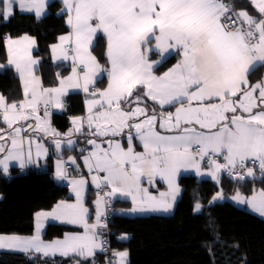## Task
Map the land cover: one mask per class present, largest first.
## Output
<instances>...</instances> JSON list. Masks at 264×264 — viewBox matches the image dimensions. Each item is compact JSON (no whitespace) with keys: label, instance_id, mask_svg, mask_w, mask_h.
Returning <instances> with one entry per match:
<instances>
[{"label":"snow or ice","instance_id":"1","mask_svg":"<svg viewBox=\"0 0 264 264\" xmlns=\"http://www.w3.org/2000/svg\"><path fill=\"white\" fill-rule=\"evenodd\" d=\"M21 10L35 11L39 17L44 11V0H18ZM67 12L66 23L71 31L59 37L60 44L53 45L55 60L72 61L71 75L60 80L57 88H43L33 74L31 48L34 39L28 36L6 40L9 61L19 74L24 99L7 103L0 95V118L7 130L0 129V159L5 173L8 162L17 160L25 164L32 159L33 146L37 157L46 155L48 149L38 140L22 135L25 131H43L51 136L60 133L38 115L41 103L44 116H49V106L64 107L62 96L70 88L89 86L97 78L107 75V86L91 92L93 99L86 100L87 116L73 117L75 132L83 130L85 122L92 136H119L125 128H134L136 136H128V145L108 140L102 148L95 139L88 143L94 151L85 157L86 166L95 175L93 183L111 187L112 196L119 193L131 197L130 211H168L180 191L175 183L181 169L193 168L196 174L210 175L219 181V174L227 171L235 179L254 176L258 165L264 173V79L251 84L249 76L264 67V0H250L258 15L249 14L225 3V0H62ZM12 0H0V15L7 19L12 13ZM106 38L108 65L102 66L91 48L98 34ZM153 39L155 44H152ZM156 51L161 58L170 53L179 59L167 71L155 74L159 61L151 60ZM58 53V54H57ZM69 53H72L70 56ZM143 89L141 95H136ZM258 92V95L256 94ZM135 96V100L132 97ZM99 97V99H96ZM147 97L158 104L174 107V112L151 113L140 107ZM135 103L137 107L131 108ZM35 118V126L27 129L20 121ZM139 120L138 123H130ZM160 130H157V129ZM94 129V131H93ZM72 129L65 135L71 136ZM10 141V143L6 142ZM134 140L143 151H137ZM57 150L62 141L54 140ZM72 145V139L67 140ZM223 157L224 163L218 162ZM207 159L209 171L202 173L201 162ZM75 164V159L69 157ZM248 161L253 167H246ZM64 161H57L56 177L67 179ZM147 176L152 184L156 177L167 184L166 191L153 195L141 186ZM84 179H71L69 185L75 193V202L60 201L50 212L36 214V235L32 237L0 235V249L25 253L34 251L45 256H93L102 248L98 231L105 228L103 198L96 203L95 222L89 223L90 212L84 205ZM217 193L213 199L220 198ZM233 199L247 203L264 216V191L252 197H242L239 192ZM199 202L194 210H199ZM55 219L79 225L82 232L65 233L62 239L45 243L40 237L42 219ZM126 251H114L116 258L110 264H127Z\"/></svg>","mask_w":264,"mask_h":264},{"label":"trees","instance_id":"2","mask_svg":"<svg viewBox=\"0 0 264 264\" xmlns=\"http://www.w3.org/2000/svg\"><path fill=\"white\" fill-rule=\"evenodd\" d=\"M232 2L255 13L247 0ZM61 7L60 1L52 0L48 4V13L40 18L17 10L7 20L0 17V63L6 64L4 38L7 35H32L37 43L34 53L41 59L37 68L41 81L44 86H56L68 71L67 66L54 64L50 58V45L59 34L67 31ZM92 52L107 66L106 38L102 34L96 37ZM174 58L167 59L162 67L168 66ZM263 74L264 67L258 68L249 76L250 82L260 79ZM104 81L105 78L99 83L103 85ZM0 92L7 103L18 102L24 97L19 78L8 66L0 70ZM68 101L78 102L79 106L82 103L79 94L69 95ZM52 121L60 129L69 125L63 114L53 115ZM12 171L10 178L0 177V233L27 235L32 232L35 213L52 208L67 199L69 193L66 186L54 180L50 164L46 171L33 168L24 171L13 168ZM178 185L180 194L168 215L131 217L117 213L112 217L110 243L115 249L128 250L127 264H264V219L228 200L209 203L219 189L226 196L264 191V174L242 180L223 176L218 184L194 175H181ZM92 196L93 193H88V203ZM197 202L203 205L200 212L194 211ZM112 206L118 210L128 209L131 203L115 200ZM64 230V226L49 224L43 237L50 239ZM100 257L103 264L105 257L102 253ZM32 262L23 253L0 251V264Z\"/></svg>","mask_w":264,"mask_h":264},{"label":"crops","instance_id":"3","mask_svg":"<svg viewBox=\"0 0 264 264\" xmlns=\"http://www.w3.org/2000/svg\"><path fill=\"white\" fill-rule=\"evenodd\" d=\"M51 1L52 0H44V11L38 17L35 14L34 10L33 11L21 10V8L19 7L18 0H12V9L13 10H12L11 15L13 14V12L15 10H17L19 12H24V13H33L38 18L43 17V16H45L48 13V4ZM58 1H60L62 3V0H58ZM247 1L250 3V0H247ZM252 7H253V5H252ZM236 8L239 11L244 10V11L249 12L246 9L245 6H238V7L236 6ZM63 9H64V5L62 3V7H61L60 11L62 13H64V15H65V23H66L67 12H66V10H63ZM249 14L258 15L256 10H255V13H250L249 12ZM0 17L3 18L4 20H7L9 18L8 17L7 19H5L3 17V15H0ZM66 26H67V31L64 32V33L59 34L57 36L55 42H53L50 45V58H51V61L54 64L59 63V64H61L63 66H67L68 67V71L65 72L60 77V80L61 79H65V78H67L68 76L71 75V72H72V61H71V59H69L68 61L55 60L53 58L54 53H53L52 46L60 44V41H59V37L60 36L68 35L70 33L71 29H70V27H69V25L67 23H66ZM24 36L31 37L35 41V44L32 45V48H31L32 59L37 61V63L33 66V74L36 77L39 78L43 88H57V87H59L60 86V82L56 86H53V87H49V86H44L43 85V83L41 81V78H40V75L37 72V68H38V65H39V62H40L41 59H40V57L36 56L35 53H34L36 48H37L36 38L34 36L26 34V33L21 34L19 36H15V37L7 35L4 38V46H5L6 52H7V60H6V64L0 63V70H3L6 66L12 68L14 70L16 76L19 78V80L21 82V79H20L19 74L17 73L15 67L8 63V61H9V53H8L6 40L9 37L11 39H13V40H16V39L23 38ZM95 39H94V42H95ZM152 44H155V40L154 39L152 41ZM106 47H107V42H106ZM91 51H92V48H91ZM92 54H93V52H92ZM69 55L71 56L72 53H69ZM172 56L175 57L174 60L168 66L162 67L163 63L167 59L172 57ZM179 58H180L179 55L176 54V53H170V54L166 55V57H164V58H161L159 53L156 52V51H153L152 53H150V59L151 60L159 61V63L154 68V72L157 75L162 74L163 72L167 71L173 64H175L177 62V60ZM100 64L102 66H104L102 63H100ZM107 66H109V65L107 64ZM107 66H105V67H107ZM104 78H105V81H104L105 83L102 85L101 83H99V81L101 79H104ZM262 79H264V74L262 75V77L260 79L254 81V82H250V83L251 84H255V83H257L258 81H260ZM21 85H22V82H21ZM106 86H107V75L104 74L101 77L97 78V81H96L94 87L91 86V85L89 86V93H85L82 88H80V89H76V88L68 89V91L61 98L64 107L62 109H57L54 106H49V116L48 117L44 116V111H45L44 109L40 110V108H44L43 103H41L39 105V108H38V115L41 117L42 120L46 121L50 125L51 129H54L56 132L60 133V136H55L54 137V136L45 134L43 131H37L35 129V127H33L32 131H25L24 133H22V135H24L25 137H31L34 140H38L40 143H42L44 145V147H46L48 149V152H47L46 155H41V156L37 157L36 154H35V151H36L35 147L33 146L32 159L29 162L27 160V144H25V164H24V167H21L20 166V162L17 161V160L9 161L8 162V171H7V173H5L3 171V169H2V166H0V177L4 176L5 178H10L13 175L12 174V172H13L12 169L13 168L18 169L19 171H24V170H26L28 168H33L34 170L39 171V172L40 171H46L48 169L49 164H50L51 165V172H52L54 180L58 184L66 186L67 189H68L69 197L67 199H65V200H62V201H68L70 203L71 202H75L76 197H75V193L71 191V188H70V185H69V180H71L73 178H75V179H84L86 181L85 186H84V190H83L84 205H85V207H87L89 209V212H90L89 223L95 222V216H96V203H95V201L98 199V197L99 198H103V200H104V197H105L110 202H113L115 200H122V201H128V202L131 203V207L128 208V209H120V210L115 209L116 210V214L118 213V214L127 215V216H131V217H134V216H146V215H168V214H170L173 211L174 205H175V203H176V201H177V199L179 197L180 191L177 193L176 199L174 201H172V208L169 209L168 211H163V210H158V211H130L133 208L131 197L122 196L119 193H117L115 195H112V196H108L106 194L111 192V187H107L104 184H101L100 187L97 188L96 184L93 183V180H92L93 176L99 175L100 177H103L104 173L97 172L95 169H93L90 172L89 168L86 166L84 158L89 156L90 153L95 150L94 146L90 145L88 143V141L92 140V139H95L97 144H100V146L102 148H107L108 147L107 141L112 139V140L119 141L124 147H127L129 134H131L133 137L136 136V132H135L134 128H125L123 130V132L119 136H115V137H112V136H108V137L95 136L94 137V136H92L90 134V130H89L86 122H85L83 130L81 132H79V133L75 132V130H74L75 126L73 125L71 118H73V117H86L87 116V108H86V103L85 102H86V100L93 99V97L91 95V92L94 91L95 89H103ZM22 88H23V85H22ZM142 92H143V89H141L139 92H137L136 95H141ZM71 94H79L81 96V100H82L81 106H79L78 102L68 101V96L71 95ZM256 94L258 95V92ZM0 95H2L1 92H0ZM23 99H24V97L21 100H23ZM96 99H99V97H96ZM132 99L135 100V96H133ZM139 106L140 107H145L146 106L147 110L149 111V113H151L153 108H155V110H156V112L158 114L161 113V112H163V113L174 112V110H175L174 107H169V106H165V107L161 108L158 104H156L155 102L151 101L147 97L143 98V101H142V103ZM135 107H137V105L135 103H133L131 105V108H135ZM55 114H63V115L66 116V118H67V120L69 122V125H68V127L66 129H60L59 127H57L53 123L52 117ZM138 122H139V120H134V121H131L130 123H138ZM29 124L35 126V124H36L35 118H30L27 121H20L19 122V125H22L25 129H27V126ZM0 129L7 130V125L2 122V118H0ZM70 129H72L73 131H72V135L69 137V136H67L65 134L68 133ZM157 130H160V129L158 128ZM93 131H94V129H93ZM160 131H162V130H160ZM56 139H60L62 141L61 148L59 150H57L56 147H55L54 140H56ZM68 139H72V141H73L72 145L67 144V140ZM6 142L10 143V141H7V137H6ZM134 144L137 145V149H136L137 151H143V148H142V146H140V142L138 140H134ZM66 150H68L70 152H68ZM5 155H6V153H0V159H3V157ZM50 156L52 157L51 161L48 160V158ZM69 157H73L75 159V164H73L71 161H69ZM57 161H64L65 162L64 163V167H65V169L67 170V173H68V178L67 179H58L56 177L55 173H56V168H57ZM201 171H202V173H207L209 171V165H205L203 161L201 162ZM181 175H194L195 177H197L199 179H209V180L213 181L215 184H218L219 181L221 180V178L223 177L222 176V172H221L219 174V181L217 182L216 180H213L210 175H207V174H203V175H199L198 176L196 174L195 169H193V168L181 169V171L176 175V178H175V183L177 184L178 187H179L178 180H179ZM247 177H253V176H247ZM141 186L144 187V188H148L149 192L151 194H153V195H158V193L160 191H166L167 190V184L164 181L160 180L159 177H156L154 179L153 183L150 184L149 183V178L147 176H144V177H142ZM100 188H104V197H103V195H100L98 193V190ZM179 189H180V187H179ZM260 191H262V190H255L249 195H242V194H240V195L242 197L248 198V197H252L254 194H258ZM88 193H93V196L90 199L89 203L87 201ZM217 193H221V196H220V198L214 200L213 197L216 196ZM236 194L237 193H235L234 195L226 196L219 189L217 192H215L212 195V197L209 200V203L213 204V203H216V202H221L223 200H228L231 203H233L234 205H236V206H238L240 208H244V209L250 211L251 213H253V214H255V215H257V216H259V217L264 219V216H261L258 212H255L247 203H240L238 200L233 199V197L236 196ZM0 199H1V194H0ZM199 204L201 205V207H200L199 210H194L195 212H200L202 210L203 205L201 203H199ZM55 205L52 208L48 209V210H42V211H38V212H50L55 207ZM194 207H195V205H194ZM102 211H103V208H102ZM38 212H36L35 215H34L33 228H32V232L30 234L20 235V234H10V233H7V234L6 233H0V235H3V236H19V237H32V236L36 235V222H37L36 214ZM41 222L43 223V228H41V230H40V237L45 243L51 242V241H53L55 239H62L64 234L68 233V232H82L83 231L82 227H80L79 225L68 224V223L61 222L60 220H55V219H51V218L42 219ZM49 224H56V225L64 226L65 230L63 231V233L61 235L52 237L50 239H46V238L43 237V234H44V231H45L46 227ZM98 239L100 240L99 233H98ZM101 250H102V248L96 249L93 256L81 257V256H77V255L61 256L58 253L55 254V255L50 254L48 256H45L42 253H36L34 251H30L28 253H25V252H22V251L6 249V248L5 249H0V251H10V252L23 253L26 256H28L29 259L33 260L32 264H102L101 257H100ZM116 250L117 251H126L128 253L127 249H116ZM128 259H129V253L127 255V262H128Z\"/></svg>","mask_w":264,"mask_h":264},{"label":"built area","instance_id":"4","mask_svg":"<svg viewBox=\"0 0 264 264\" xmlns=\"http://www.w3.org/2000/svg\"><path fill=\"white\" fill-rule=\"evenodd\" d=\"M225 3L231 4L234 7L235 11H237V12L239 11L236 8V6L234 5V3L232 2V0H225ZM43 109L44 108H40V110H43ZM203 162L205 165H208L207 159H205ZM218 162L224 163L223 157H219ZM253 166L254 165H253L252 161H248L246 163V167H253ZM254 171H255V175L264 174V173H261L258 165L255 166ZM12 174H13V172H12ZM222 176H224L225 178L230 179V180L235 179L234 176L230 175L227 171H222ZM245 177H247V176H245ZM98 193L100 195H103V197H104V188H100L98 190ZM114 214H116V210L113 208L112 202H110L107 198L104 197L102 222L106 225V227L101 228L98 231V233L100 235V240L103 242L101 253L105 257L104 264H110V262L112 260L116 259L113 256V252L117 251V250L115 248H113L111 246V243H110V235H111L110 224L112 222V217L114 216Z\"/></svg>","mask_w":264,"mask_h":264}]
</instances>
